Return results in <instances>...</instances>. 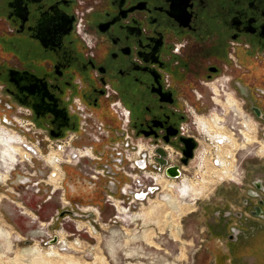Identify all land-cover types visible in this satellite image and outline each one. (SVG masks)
Returning <instances> with one entry per match:
<instances>
[{
  "label": "flooded vegetation",
  "instance_id": "flooded-vegetation-1",
  "mask_svg": "<svg viewBox=\"0 0 264 264\" xmlns=\"http://www.w3.org/2000/svg\"><path fill=\"white\" fill-rule=\"evenodd\" d=\"M222 78L264 121V0H0V104L29 109L50 136L76 127L66 99L77 96L116 138L181 146L170 168L190 173L205 149L190 107L207 116L206 83ZM243 191L214 212L228 224L217 264H264V175Z\"/></svg>",
  "mask_w": 264,
  "mask_h": 264
},
{
  "label": "rangeland",
  "instance_id": "rangeland-1",
  "mask_svg": "<svg viewBox=\"0 0 264 264\" xmlns=\"http://www.w3.org/2000/svg\"><path fill=\"white\" fill-rule=\"evenodd\" d=\"M2 97L11 104L6 94ZM202 100L206 108H215L206 95ZM3 108L5 106L1 102L0 111H3ZM209 112L204 116L210 117ZM6 113L7 117L15 116L14 110ZM0 119L3 122L1 116ZM262 126L261 123L260 127ZM224 129L227 134L228 128L222 130ZM5 135L8 137L7 144L10 142L17 147L15 138L11 137L10 133ZM201 141L204 145L206 137ZM245 141L234 140L236 149L233 158H229L233 173L242 174L243 171L241 181H237L240 179L234 176L233 181L226 179L221 182L217 177L210 176L209 189L194 206H185L189 204H185L187 201L179 197L182 201L180 211L171 208L162 199L165 189L161 186L151 191L142 205L128 211L119 209L117 213L114 208L103 204L104 186L101 184L96 186L98 188L90 187L91 182L80 177L73 166H66V170L73 168L74 171L67 170V178L64 181V196L71 204L60 209L59 193L54 194L50 201L41 204L45 192L33 195L22 190L20 181L25 170L20 163L15 167V171L12 163L9 168L0 167V264H27L28 261L23 259L27 254L35 252L34 248L39 249L42 255L45 254L48 260L51 258V264H68L66 260L77 264H217V257L226 251L221 236L228 224L221 226V218H214V212L226 207L225 198L233 199L241 195L244 197L243 190L251 185L252 179L257 175H264V137L259 135L258 149L252 152L250 144ZM243 146L246 148H241ZM10 150L12 151L8 147L9 153ZM202 150L201 146L197 156L204 155ZM254 152L257 155H254ZM18 157L20 158L21 154ZM190 172H194V177L185 175L186 178L194 184L198 183L200 172L196 166L190 168ZM174 182L178 183L180 180ZM115 196L118 197V193ZM173 196L178 197L175 192ZM229 203L235 208L231 199ZM38 204H41L40 208H37ZM76 205L89 209L84 214L80 210L76 211ZM93 207L98 208L95 215L88 213ZM62 211L68 213L61 215ZM74 213L77 215H73ZM68 214L70 216H66ZM34 215L37 216L36 220L33 219ZM52 251L61 253V258L65 256V260L54 257Z\"/></svg>",
  "mask_w": 264,
  "mask_h": 264
},
{
  "label": "built area",
  "instance_id": "built-area-1",
  "mask_svg": "<svg viewBox=\"0 0 264 264\" xmlns=\"http://www.w3.org/2000/svg\"><path fill=\"white\" fill-rule=\"evenodd\" d=\"M206 85L211 89L208 98L215 105V108L209 112L210 116L218 117L217 123L222 129L228 128L227 135L232 139L246 140L245 143L248 142L251 146L250 152L257 150L259 135L261 134L263 137L264 134V123L251 116L245 108L244 102L227 87L226 79L210 81ZM196 96L200 97L198 94ZM66 101L68 112L76 119V127L68 129L57 138L50 136L48 130L44 127H38L31 119V115L28 116L30 111L25 107L20 106L14 109L6 104L3 111L14 110L15 116H6L9 124L3 123L0 119V124L3 126H17L16 129L7 127L12 131L14 129L22 137L19 145L23 154L18 159V163L23 166L25 171L22 172L20 186L23 191L33 195H40L45 192L46 195L41 204L50 201L54 194L59 193V208L70 206L71 203L65 199L64 185L62 184L67 172L63 169L65 165L76 167L80 177L82 176L91 182V184L89 183L90 187H99L102 184L104 186L102 190L103 204L114 208L117 213H119V209L128 211L130 208L142 205L151 193V189L155 190L161 187L158 184V177L172 181H181L182 178H186L185 175L194 177V172L189 173L187 170H184L178 177H168L166 175V171L170 167L179 163L182 157L181 146H172L161 141H145L134 137L127 131H125L123 137L116 138L104 122L89 107L83 104L80 98L69 96ZM113 111L118 119L122 121V129L125 130L123 125L127 118V112L119 108L117 104H114ZM18 113L26 117L17 118ZM190 113L193 116H199L192 107H190ZM261 123L263 124L262 127H260ZM246 135L248 137H245ZM216 145L211 140L208 142V138H206L205 149L202 150L204 155L202 156L212 160L213 167L217 169L221 165H218L217 161L221 158L220 154H216ZM241 148L245 149L246 147ZM160 149L165 157L163 168L160 167L157 161V150ZM257 153H259V150ZM257 153L254 152L253 154L257 155ZM200 156L198 154V158ZM138 162H143V166L137 164ZM200 163V167H198L199 164H196V168L199 172L204 173L207 165H204L205 168L202 169V161ZM15 170L16 168L13 171ZM233 174L240 179L237 181H241L243 178V171L242 174L237 172ZM237 181H234L235 184H238ZM134 185L135 187H133ZM112 189H115L118 197L115 196L116 193H113ZM141 195H144V197L140 198ZM41 204H38L37 208H40ZM123 205H126V207ZM75 207L76 211L80 210L84 214L89 209L79 208L77 205ZM88 213L95 215L98 213V208L93 207ZM33 219L36 220L37 216L34 215Z\"/></svg>",
  "mask_w": 264,
  "mask_h": 264
},
{
  "label": "bare ground",
  "instance_id": "bare-ground-1",
  "mask_svg": "<svg viewBox=\"0 0 264 264\" xmlns=\"http://www.w3.org/2000/svg\"><path fill=\"white\" fill-rule=\"evenodd\" d=\"M30 115L31 114L29 112L28 116H30ZM194 117H195L197 129L199 130L202 137L208 138V142H209V140H211L212 143L217 144L215 146L216 154L217 155L220 154V158H221L220 160L217 161V164L218 165L221 164V165H220V167H218L219 169L218 168L216 169V167H213L214 163H212V160H210L209 158H203V156L201 155L199 158H197L198 162L196 164L198 165L200 163V161H202V166H203L202 169L205 168L204 165H207V169H206L207 171L205 170L206 172L204 171V173H201V171H200V181L198 183L195 182V184L193 182H191L189 179H186L185 177L182 178V180H181L182 182L180 181L178 183H175L172 180H166L163 177H158V184L160 186H163V190L165 189L164 190L165 194L163 195L162 199L166 202V204L171 206V208H174L176 211L177 210L180 211V208L182 207V206H180L182 201H180L179 197L187 201L185 204H189V206L188 205H185V206L190 207V206H194L196 204L195 202L199 198H201L203 195H205V192H207V190L210 187L209 186L210 185V179H209L210 176L217 177V179L220 181H225L226 179H233L234 178L233 172L231 170L233 166L230 165L231 163L229 162V158L234 156L233 154H234V150L236 149V143L234 142V140L230 136H228L226 134V132H227L226 129L222 130V127L217 123L218 117H216V116H212V117L211 116L210 117L198 116V117H196L195 115H194ZM7 126L14 127V129H16L17 127L12 126V125H4L3 126L2 124H0V128L4 129L5 134L10 133L11 137L13 136L15 138L16 141L15 140L14 141H15V144L17 145V147H14L15 145L13 146L10 144L11 145L10 148L12 149V151L10 150L11 151V154H10L7 151L8 146H9V143L7 144V138L0 131V167L5 168V167L9 166L10 162H11V158H12V160H13L12 168L15 169V166L18 164V159H19L18 155L23 154V151H22L21 147L19 146V144L22 141V137L17 132H15L14 129L12 131ZM225 137L229 138V139L227 140ZM245 137H248V136L246 135ZM219 144H221V145H219ZM212 149L214 150V148H212ZM212 149H209V150L211 151ZM262 153H263V150H262ZM219 161H220V163H219ZM200 164L198 165V167H200ZM65 166H67V165H65ZM65 166L63 168L64 171H65ZM64 181H65V176H64V179L62 182L63 185H64ZM173 192H175L178 195V197L173 196ZM154 206H152V208H154ZM192 208H190V209H192ZM187 214H188V212H187ZM141 215L142 214H140V216ZM142 217H143V215H142ZM143 219H145V218H143ZM144 237L146 238V235H144ZM147 237H149V236H147ZM34 250H35V252L27 254L24 259L22 258L24 261H26V262L28 261L27 264H39L41 262H43L41 264H49L50 263L49 261L51 260V258H50V260H48L47 257L44 256L45 254L43 253L44 255H42L39 252V249H37V248H34ZM52 253H54V255H55L54 257H57L60 260L61 259L65 260V259H63L65 256L63 258H61L62 254L60 252L59 253L61 255L55 251H52ZM2 256H3V254H2ZM6 259H9V258H6ZM52 260H54V258H52ZM12 261L15 262V261H17V259H12ZM66 261L68 262V264H77L76 262L74 263L71 260H66ZM66 261H65V263H66ZM101 263L103 264V262H101ZM13 264H15V263H13Z\"/></svg>",
  "mask_w": 264,
  "mask_h": 264
},
{
  "label": "water",
  "instance_id": "water-1",
  "mask_svg": "<svg viewBox=\"0 0 264 264\" xmlns=\"http://www.w3.org/2000/svg\"><path fill=\"white\" fill-rule=\"evenodd\" d=\"M253 110H254V113L256 114V116L258 118H261L260 112H258V110H256V109H253ZM2 119H3V122L9 124V122H8V120H7V118L5 116H3ZM50 134L53 137H55V138H57L59 136L58 133H54V132H50ZM263 136H264V134H263ZM181 141L184 142L185 146H186L185 150H184L185 159L183 160V163H186L187 159L191 157L192 146L190 144V140H184L183 139ZM157 154L159 155V157L157 158V161H158L160 167H162L165 164V162L163 160L164 153L161 150H157ZM139 165L142 166L143 165L142 162H139ZM166 172H167V175L170 176V177H176L177 176V172H176V170L174 168H170ZM151 191H153V189H151ZM112 192L116 193L115 189H112ZM143 197H144V195L140 196V198H143ZM65 213H68V212L67 211H62L61 215H64ZM73 215H77V214L74 213Z\"/></svg>",
  "mask_w": 264,
  "mask_h": 264
},
{
  "label": "crops",
  "instance_id": "crops-1",
  "mask_svg": "<svg viewBox=\"0 0 264 264\" xmlns=\"http://www.w3.org/2000/svg\"><path fill=\"white\" fill-rule=\"evenodd\" d=\"M223 188H226V187H223ZM227 198H228V197H227ZM227 198H225V199L227 200ZM226 200H225V201H226ZM228 200H229V199H228Z\"/></svg>",
  "mask_w": 264,
  "mask_h": 264
}]
</instances>
